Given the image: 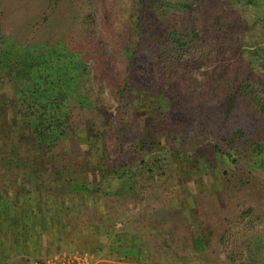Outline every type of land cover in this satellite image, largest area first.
<instances>
[{
  "label": "trees",
  "instance_id": "obj_1",
  "mask_svg": "<svg viewBox=\"0 0 264 264\" xmlns=\"http://www.w3.org/2000/svg\"><path fill=\"white\" fill-rule=\"evenodd\" d=\"M84 1L52 3L74 2L81 9ZM128 1L117 33L108 29L112 21L104 10L97 15L85 7L80 26L85 37L69 42L70 49L77 50L71 53L67 43H57L53 50L29 42L8 49L0 24V187L4 188V193L0 188V219L27 195L30 208L23 221L27 227L40 228V235L47 227L63 229L75 209L68 206L71 196L80 197L81 206L87 197L133 203L145 212L143 222L151 197L163 194L171 209L188 215L185 247L191 243L216 257L215 249L227 247V264L247 260L264 264V257L252 254L254 242L264 234V230L256 234L257 223L264 224L262 206L242 210L235 206L230 214L211 206L210 221L215 225L199 210L208 197L253 192L257 186L264 189V73L255 75L250 69L253 60L264 69V41L258 40L252 51L244 45L245 38L249 42L254 38L247 34L248 25L236 5L227 0ZM2 16L0 0V20ZM108 32L122 40L127 60L121 77L108 78L118 105L115 115L104 102L103 89L96 91L87 66L92 54L108 66V42L113 40V35L106 37ZM58 51L73 56L54 58ZM139 60L140 72L148 67L154 79L163 76V84H145V77L137 75ZM223 63L231 64L236 73L224 80L213 78ZM195 64L204 66L202 82L193 74ZM61 65L72 69L59 73ZM44 71L52 73L54 81L41 87L35 78ZM73 71L77 75L73 85L62 84ZM164 83L173 85V91ZM217 96L221 106H213L224 116L216 122L210 116L188 129L172 117L176 110L207 108ZM186 179L195 184L199 180L204 188L202 198L191 196L190 206L188 195H180ZM33 195L38 198L34 207ZM31 232L34 237L33 228L32 237Z\"/></svg>",
  "mask_w": 264,
  "mask_h": 264
},
{
  "label": "rangeland",
  "instance_id": "obj_2",
  "mask_svg": "<svg viewBox=\"0 0 264 264\" xmlns=\"http://www.w3.org/2000/svg\"><path fill=\"white\" fill-rule=\"evenodd\" d=\"M227 2L236 5V9L240 12L241 17L248 25L247 34L251 37L253 36L254 39L249 42L245 38L244 45L247 47L250 46L249 48H251V51L254 50L253 47L258 40L264 41V0H227ZM84 3L85 5L81 9H78L74 2L61 3L56 6L52 3V0H2L3 16L0 20V24L6 34V48L11 49L13 45L23 46L25 43L29 42L32 45L44 43L52 46L51 49L53 50L55 44L67 43V49L68 51L70 50V53L72 50L73 52L77 51L74 48L70 49L69 42L80 41L85 37L80 27L82 24V15L85 13V7L87 8V6H89L97 15L101 14V11L104 10L105 13H107V18H110L112 21L107 23L108 29L111 27L110 30H115L117 33L121 21L125 18L122 16L123 12H126L129 5L128 0H85ZM47 16L48 21H45L44 17ZM116 33H106L107 38L113 35V40L108 42L110 48L108 60L106 61V65L108 66H102L100 60H94L93 57L95 56H93V54L91 55L92 57L90 56L87 60V66L90 68L89 72H91V79H93L94 86L97 89L96 91H99L98 89H103L102 97L104 102L109 108V111L114 115L117 112L118 105L115 101L114 93L112 92L108 78L115 77L116 74L121 77V75L125 73V66L127 65V60L125 59L126 54L123 52V42L116 36ZM15 49L16 48L12 50ZM61 52L62 51H58L54 58L60 55L64 57V60L65 57L69 59L71 54L66 52L63 54ZM50 54L51 53H48V55ZM81 54L83 59L87 58V53L85 54L84 52L85 55L83 53ZM188 61L194 65L192 59ZM175 64L174 62L173 65ZM250 64L251 63H248V65ZM142 65L143 62L139 60V71L137 75H139L142 80L145 77V84H149V86L156 82L163 84V76L159 75V77L154 79L151 75V71L148 72V67H143L140 72ZM195 65H197L198 69L196 68L193 74L202 82L204 78V66L201 64ZM230 65L231 64L227 63L221 64L218 72L213 78L224 80V77L235 72L232 71L233 67H230ZM72 66L65 67L61 65L57 67V71L62 73L65 68L72 69ZM251 66L250 69L253 70L255 75H258L261 71L264 73V69L260 66L258 60H253V65ZM239 70L243 71L244 66H241ZM70 73L73 74L68 75L66 79H62V84L68 83V85H73L77 77L76 71ZM51 75L52 73L44 71L43 76H41L42 78L36 77L35 81H38L40 86L43 87L45 83L54 81ZM163 87L169 89V91H173V85L167 86L164 83ZM257 87H260V85L257 84ZM217 98L218 100H209V107L200 111L193 110L184 112L176 110L172 113V117L177 123L185 124L188 129L194 127L197 122L200 123L204 122L206 119H211L210 116H213V121L216 122L217 117L220 119L224 116L223 112L220 111L222 110L221 108L213 106L219 104L216 103L217 101H222V98L218 96ZM245 118H248V115H245ZM196 183L198 184H195L193 180L186 179L185 183L182 184L180 188V195L184 197L188 195L187 203L189 206L192 204L191 196L200 195V198L203 196L204 188L201 186V182L198 180ZM1 189H3L2 193H4V188ZM253 192L247 190V192L239 194L238 191H233L232 193L224 194L220 199L212 197L203 199L199 207L201 216L205 217L206 215L207 220L209 219L208 221L212 220L210 218L213 217V210L210 209L211 206L220 207L221 210L225 209V211L228 212L227 214H230L229 212L233 209H235V211L237 208L242 210L250 206L254 207L255 205L264 208V189H262L261 186H257ZM16 193L17 189L13 191V195H11V197L13 196L12 199L15 198ZM163 196V194H160L162 198H157L156 195L151 197V206H148L149 208L144 218L147 221L143 222L142 216L145 212H143L140 206H136L133 203H123L121 200L116 201L113 198L101 200L99 198L85 196L87 197L86 202L84 206H81L80 197L75 198L71 196L68 206H72V208L75 207V209L71 213V218L64 220L63 229L57 231L60 228L56 230L54 226L49 229L47 227L42 234V238L39 234L41 232L37 228L34 237L33 234L32 237L34 238L33 241H35L36 246L39 247L38 250L33 248L35 247V243H31V245L28 242L30 241V238H28L29 234L25 236V234L20 233L19 236L18 231L10 233L11 237L9 240L13 241L14 245L17 243L19 248L17 250L18 253L15 251V253H11V255L10 253L6 255L12 256L13 259L16 257L14 264H33L45 256L48 257L49 254L51 258L68 253L88 254L94 257V264H227L224 262L227 257V247L215 249L218 252V258L212 254L211 251L205 248L197 249L191 243H189L187 247L184 246L183 238L187 234L185 232V219L188 215L186 212L180 214L178 210L174 208L171 209L166 202L167 198H163ZM22 197L20 207L29 209L30 202L27 201V195ZM184 197H182V199ZM1 199L0 203L2 201ZM30 201L31 205L34 207L35 201L38 202V198L33 195ZM246 202H248V204H246ZM2 204L4 203L2 202ZM76 206L78 210H76ZM216 211L219 215L220 210L216 209ZM2 214L3 212L0 211V215ZM16 221L20 222L22 218L16 217ZM210 223L213 222L210 221ZM213 224L215 225V223ZM257 225L256 234L259 233L258 231L264 230V224L262 222L261 224L258 222ZM1 227L0 241L2 242H0V255L3 256L2 253L5 252L3 249H6V247H3L5 244L4 239H2L4 238V227H2L3 230ZM253 232H255V229ZM247 236L250 238L252 235L247 233ZM44 246H46V248H44ZM132 250L136 251L137 255L129 254ZM175 251L179 254L176 255ZM44 252L45 255L43 254ZM252 254L264 257V234H261L260 241L254 242ZM259 259L262 261L261 258ZM252 262L253 260H247L246 264H252Z\"/></svg>",
  "mask_w": 264,
  "mask_h": 264
},
{
  "label": "crops",
  "instance_id": "obj_3",
  "mask_svg": "<svg viewBox=\"0 0 264 264\" xmlns=\"http://www.w3.org/2000/svg\"><path fill=\"white\" fill-rule=\"evenodd\" d=\"M21 205V204H20ZM20 205L19 206H15L14 208H11V209H7V211H6V216L2 219V220H0V227L2 226V227H4V230H3V228L1 227V229L4 231V238H2V239H4V246L3 247H6V249H3L5 252L4 253H2V255L3 256H1L0 255V264H14V261H16V257L13 259L12 258V256L10 257V256H8V255H6L7 253L9 254L10 253V255H11V253H15V251H16V253H18L17 252V250H18V248H19V245H17V243H15L16 245H14V242L13 241H11V240H9L10 239V233H13V232H15V231H18V235L20 236V233L21 234H25V236H28L27 235V231H29V236H28V238H30L29 240L30 241H28L30 244L31 243H35V241H33L34 240V238H31V236H30V231H32V228H33V231H34V233H35V231H36V229L38 228V227H34V226H31V227H27V221L24 223V219H23V215H25V216H27V212H28V209H24V207H20ZM17 207V208H16ZM14 210V211H13ZM22 215V216H21ZM16 217H21L22 218V221H20V222H18V221H16ZM7 220V221H6ZM27 227V230H25V228ZM39 230H40V228H38ZM31 235H32V232H31ZM41 237L43 238V236L41 235ZM0 242H2V241H0ZM32 245V244H31ZM35 245V247H33V248H36V250H38L39 249V247L38 246H36V243L34 244ZM52 246V245H51ZM2 247V246H1ZM44 248H46V246H44ZM35 250V251H36ZM9 251V252H8ZM37 252V251H36ZM41 253V252H40ZM50 253V252H49ZM44 255H45V252L43 253ZM50 254H49V256L47 257V256H45L44 258H42V259H39V260H37V261H43V260H46V259H48V258H50ZM18 260V259H17Z\"/></svg>",
  "mask_w": 264,
  "mask_h": 264
},
{
  "label": "built area",
  "instance_id": "obj_4",
  "mask_svg": "<svg viewBox=\"0 0 264 264\" xmlns=\"http://www.w3.org/2000/svg\"><path fill=\"white\" fill-rule=\"evenodd\" d=\"M33 264H94V257L83 253H68L36 261Z\"/></svg>",
  "mask_w": 264,
  "mask_h": 264
}]
</instances>
